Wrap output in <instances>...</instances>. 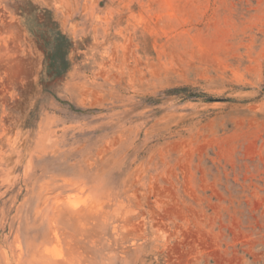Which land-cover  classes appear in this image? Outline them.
I'll return each mask as SVG.
<instances>
[{
    "label": "rangeland",
    "instance_id": "obj_1",
    "mask_svg": "<svg viewBox=\"0 0 264 264\" xmlns=\"http://www.w3.org/2000/svg\"><path fill=\"white\" fill-rule=\"evenodd\" d=\"M0 264H264V0H0Z\"/></svg>",
    "mask_w": 264,
    "mask_h": 264
},
{
    "label": "trees",
    "instance_id": "obj_2",
    "mask_svg": "<svg viewBox=\"0 0 264 264\" xmlns=\"http://www.w3.org/2000/svg\"><path fill=\"white\" fill-rule=\"evenodd\" d=\"M52 62L54 63V62H56V60H55V59H52ZM52 62H51V66H52V64H53ZM179 90H182V89H177V90H174L173 92H177V91H179Z\"/></svg>",
    "mask_w": 264,
    "mask_h": 264
}]
</instances>
